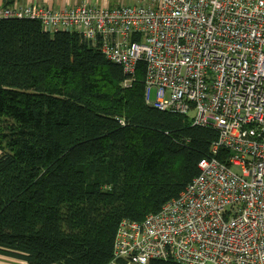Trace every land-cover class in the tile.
<instances>
[{
    "label": "trees",
    "instance_id": "trees-1",
    "mask_svg": "<svg viewBox=\"0 0 264 264\" xmlns=\"http://www.w3.org/2000/svg\"><path fill=\"white\" fill-rule=\"evenodd\" d=\"M144 78L141 62L126 83L77 32L0 18V256L111 264L120 223L158 212L198 176L216 130L148 105Z\"/></svg>",
    "mask_w": 264,
    "mask_h": 264
},
{
    "label": "built area",
    "instance_id": "built-area-1",
    "mask_svg": "<svg viewBox=\"0 0 264 264\" xmlns=\"http://www.w3.org/2000/svg\"><path fill=\"white\" fill-rule=\"evenodd\" d=\"M125 1L0 7V18L79 33L126 83L143 62L148 105L218 134L177 198L120 223L111 264H264V0Z\"/></svg>",
    "mask_w": 264,
    "mask_h": 264
},
{
    "label": "crops",
    "instance_id": "crops-1",
    "mask_svg": "<svg viewBox=\"0 0 264 264\" xmlns=\"http://www.w3.org/2000/svg\"><path fill=\"white\" fill-rule=\"evenodd\" d=\"M83 2H88L95 5L102 6H116L120 0L111 4L110 0H0V7L11 5V4H33L34 6H45L53 10H60L69 5L79 4ZM126 2V1H125ZM12 260V259H11ZM16 261V260H13ZM22 264L21 262L17 261Z\"/></svg>",
    "mask_w": 264,
    "mask_h": 264
},
{
    "label": "rangeland",
    "instance_id": "rangeland-1",
    "mask_svg": "<svg viewBox=\"0 0 264 264\" xmlns=\"http://www.w3.org/2000/svg\"><path fill=\"white\" fill-rule=\"evenodd\" d=\"M131 0H126V3H129ZM111 4H114V2H117V0H110ZM154 95V92H153ZM0 264H20L17 261H13L10 258L0 256Z\"/></svg>",
    "mask_w": 264,
    "mask_h": 264
}]
</instances>
